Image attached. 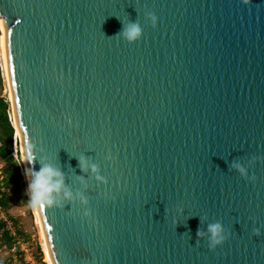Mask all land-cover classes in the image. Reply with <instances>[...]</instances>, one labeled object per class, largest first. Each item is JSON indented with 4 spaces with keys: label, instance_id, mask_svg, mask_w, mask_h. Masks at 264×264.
<instances>
[{
    "label": "water",
    "instance_id": "obj_1",
    "mask_svg": "<svg viewBox=\"0 0 264 264\" xmlns=\"http://www.w3.org/2000/svg\"><path fill=\"white\" fill-rule=\"evenodd\" d=\"M0 20L27 174L74 195L37 205L54 264H264V0H0Z\"/></svg>",
    "mask_w": 264,
    "mask_h": 264
},
{
    "label": "rangeland",
    "instance_id": "obj_2",
    "mask_svg": "<svg viewBox=\"0 0 264 264\" xmlns=\"http://www.w3.org/2000/svg\"><path fill=\"white\" fill-rule=\"evenodd\" d=\"M2 36L3 31L0 24V98L6 99L9 102L10 109L8 113L13 115L14 111L3 57ZM16 133L14 137L17 135ZM0 135H2L1 128ZM13 142L14 148L19 152L18 158L22 162L20 138L17 137V142L13 138ZM0 172L2 173L0 174L2 190L7 192L5 194L9 198L6 216L16 223L20 233L26 240H31L26 253L14 251L13 242L10 244L6 238L0 240V264H15V261L16 264H48L36 220L35 209L26 193L29 182L26 169L22 171L20 166L15 168L12 164L0 158ZM8 172L10 173L8 174Z\"/></svg>",
    "mask_w": 264,
    "mask_h": 264
},
{
    "label": "clouds",
    "instance_id": "obj_3",
    "mask_svg": "<svg viewBox=\"0 0 264 264\" xmlns=\"http://www.w3.org/2000/svg\"><path fill=\"white\" fill-rule=\"evenodd\" d=\"M146 17L151 21L153 26L157 24V16L152 12H146ZM143 29L137 22H130L123 26L120 36H122L129 43H136L142 38ZM33 156L29 155L27 161L32 162ZM107 160H112L113 157L109 154ZM82 170L91 169L97 182L108 184L106 177L100 175L99 166L96 164L89 165L83 158L80 160ZM231 167L235 169L241 177L245 179H254L248 175V170L244 164L240 162H233ZM26 193L29 201L33 206L46 204L53 206L61 203L62 201H71L74 199L73 193L66 187L63 174L53 168L51 165L44 164L39 171L32 172V178L28 182ZM76 198L79 199L81 205L85 206V215L89 214L87 205L89 203L88 197L83 193H76ZM255 234H259V229H254ZM207 236L208 247L214 250L217 246L222 245L229 237V233L225 230L220 222L209 223L206 232L204 230H197V237L204 238Z\"/></svg>",
    "mask_w": 264,
    "mask_h": 264
},
{
    "label": "trees",
    "instance_id": "obj_4",
    "mask_svg": "<svg viewBox=\"0 0 264 264\" xmlns=\"http://www.w3.org/2000/svg\"><path fill=\"white\" fill-rule=\"evenodd\" d=\"M9 109V102L6 99L0 98V128L2 133V135H0V140L2 141L0 158L17 168L19 166V162L12 156V153L14 152L13 138L16 130L13 124L9 121ZM9 173L10 172H8V174ZM5 193L7 192L2 190V186L0 184V207L6 211L9 206V198H7ZM5 238L10 242V244H12L13 238L9 235H6Z\"/></svg>",
    "mask_w": 264,
    "mask_h": 264
},
{
    "label": "built area",
    "instance_id": "obj_5",
    "mask_svg": "<svg viewBox=\"0 0 264 264\" xmlns=\"http://www.w3.org/2000/svg\"><path fill=\"white\" fill-rule=\"evenodd\" d=\"M8 116H9V121L14 126V113L13 115L8 113ZM17 137H18L17 135L14 137L15 142H17ZM1 147H2V141L0 140V148ZM18 154H19L18 150L14 148V152L12 153V156L19 162V166L21 170L24 171L26 169L24 161L23 159H22V162L19 160ZM0 174L2 173L0 172ZM0 223H1L0 240H3L6 235H9L11 238H13L12 242H13L14 251H16L17 253L19 251L26 253L31 240H26L23 237L16 223H14L12 220L7 218L6 211L1 207H0ZM15 264H16V261H15Z\"/></svg>",
    "mask_w": 264,
    "mask_h": 264
},
{
    "label": "bare ground",
    "instance_id": "obj_6",
    "mask_svg": "<svg viewBox=\"0 0 264 264\" xmlns=\"http://www.w3.org/2000/svg\"><path fill=\"white\" fill-rule=\"evenodd\" d=\"M0 24H1V29L3 31L2 47H3V57H4V62H5L6 77H7V81H8V87H9V91H10V94H11L10 98H11L12 107H13L14 106V100H13L11 84H10L9 77H8L7 58H6V50H5V32H4V26H3L2 20H0ZM13 111H14V109H13ZM14 127L16 129L17 136L20 137V130H19V127H18V122L16 120L15 111H14ZM22 154H23V152H22ZM23 158H24V156H23ZM24 160H25V158H24ZM27 176H28V181H30L29 174H27ZM34 209H35V215H36L37 224H38L39 230H40V235H41V238H42V241H43L44 252H45V255H46V261L48 262V264H54V261H53V258H52V254H51V251H50V248H49V244H48L47 237H46V234H45V231H44L41 219H40V215H39L37 206H34Z\"/></svg>",
    "mask_w": 264,
    "mask_h": 264
},
{
    "label": "snow or ice",
    "instance_id": "obj_7",
    "mask_svg": "<svg viewBox=\"0 0 264 264\" xmlns=\"http://www.w3.org/2000/svg\"><path fill=\"white\" fill-rule=\"evenodd\" d=\"M19 23V21H17Z\"/></svg>",
    "mask_w": 264,
    "mask_h": 264
}]
</instances>
